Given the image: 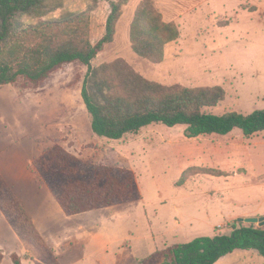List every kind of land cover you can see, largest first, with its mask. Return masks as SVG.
Wrapping results in <instances>:
<instances>
[{"label": "rangeland", "instance_id": "rangeland-1", "mask_svg": "<svg viewBox=\"0 0 264 264\" xmlns=\"http://www.w3.org/2000/svg\"><path fill=\"white\" fill-rule=\"evenodd\" d=\"M111 1L118 0H40L20 17L10 43L31 47L47 36L54 43H95L105 33ZM141 1L123 7L114 41L93 66L121 58L163 84L223 87L224 99L204 107L207 112L264 109V0H154L180 29L161 61L132 47L130 25ZM47 21L62 26L46 27ZM87 71L72 62L38 86L22 77L0 86V171L63 264H135L168 245L230 234L235 224H251L238 220L245 214L264 215V131L189 138L186 125L152 123L118 140L99 136L82 98ZM55 142L84 160L134 170L142 198L67 215L33 166ZM48 235L55 236L52 243ZM0 249L2 264H14V251L36 264L1 214ZM254 251L235 264H264Z\"/></svg>", "mask_w": 264, "mask_h": 264}, {"label": "trees", "instance_id": "trees-1", "mask_svg": "<svg viewBox=\"0 0 264 264\" xmlns=\"http://www.w3.org/2000/svg\"><path fill=\"white\" fill-rule=\"evenodd\" d=\"M128 2L111 1L105 33L95 43L90 40L82 45L71 40L54 43L47 36L41 44L23 47L10 43L13 31L20 25V17L32 13L40 0H0V86L17 83L21 77L38 86L60 67L80 62L88 66L82 98L91 115L92 129L99 136L118 140L152 123L186 125L185 134L189 138L228 134L237 128L245 136L264 131V109L249 114L238 111L215 114L204 110L224 99L225 90L219 85L163 84L144 77L121 58L93 66L92 61L114 41L117 22ZM62 21H47L43 25L62 26ZM23 25L38 31L30 23ZM179 36V26L164 19L154 0L141 1L130 25L132 47L139 56L161 61L166 45ZM33 166L68 215L142 198L134 170L84 160L58 142L37 156ZM0 214L31 251L36 264H62L1 171ZM237 248L256 249L264 258V226L235 224L230 234L198 236L168 245L135 264H214ZM4 257L0 249V264ZM11 258L14 264H25L16 251Z\"/></svg>", "mask_w": 264, "mask_h": 264}, {"label": "crops", "instance_id": "crops-1", "mask_svg": "<svg viewBox=\"0 0 264 264\" xmlns=\"http://www.w3.org/2000/svg\"><path fill=\"white\" fill-rule=\"evenodd\" d=\"M43 182V181H41ZM44 183V182H43ZM52 193V192H51ZM54 196V195H53ZM55 198V197H54ZM56 200V199H55ZM57 201V200H56ZM23 202V201H22ZM59 204V203H58ZM60 205V204H59ZM117 205V204H116ZM61 206V205H60ZM113 206V205H112ZM63 209V208H62ZM29 212V211H28ZM80 214V213H79ZM31 215V214H30ZM68 215V214H67ZM75 215V214H74ZM252 214H245L243 216H251ZM2 216V215H1ZM4 218V217H3ZM33 218V217H32ZM5 219V218H4ZM6 220V219H5ZM34 220V218H33ZM35 222V220H34ZM36 224V223H35ZM38 227V226H37ZM39 229V228H38ZM40 230V229H39ZM41 232V231H40ZM42 233V232H41ZM42 235L44 236V234L42 233ZM48 239L49 241L52 243V241L55 239L54 235H48ZM44 238L46 239V237L44 236ZM47 241V239H46ZM21 243V241H20ZM23 245V244H22ZM53 247V246H52ZM55 250V249H54ZM256 249H243V248H237L235 249L233 252L221 257L218 261H216L214 264H235V262L237 260H241L243 258H247L249 255H255L256 253H254ZM257 251V250H256ZM56 252V251H55ZM258 252V251H257ZM57 254V253H56ZM262 256V255H261ZM60 258V257H59ZM257 258V257H256ZM258 259V258H257ZM35 261V260H34ZM258 261L261 262V259H259ZM61 262V259H60ZM62 263V262H61ZM63 264V263H62Z\"/></svg>", "mask_w": 264, "mask_h": 264}, {"label": "water", "instance_id": "water-1", "mask_svg": "<svg viewBox=\"0 0 264 264\" xmlns=\"http://www.w3.org/2000/svg\"><path fill=\"white\" fill-rule=\"evenodd\" d=\"M239 221H245L248 223H256L259 226H264V215L262 216H250V217H240Z\"/></svg>", "mask_w": 264, "mask_h": 264}]
</instances>
